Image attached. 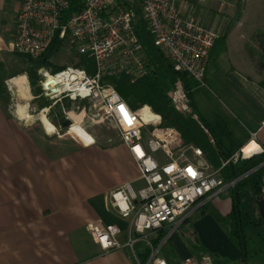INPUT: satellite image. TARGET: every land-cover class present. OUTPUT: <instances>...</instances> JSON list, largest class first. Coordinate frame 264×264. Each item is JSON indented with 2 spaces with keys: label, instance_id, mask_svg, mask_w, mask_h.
<instances>
[{
  "label": "crops",
  "instance_id": "crops-1",
  "mask_svg": "<svg viewBox=\"0 0 264 264\" xmlns=\"http://www.w3.org/2000/svg\"><path fill=\"white\" fill-rule=\"evenodd\" d=\"M19 6L20 0H0V51L11 50L7 38H14ZM228 36L221 44L215 40L205 81L196 88L204 87L203 92L195 97L193 88L190 99L223 154L243 148L245 154L256 155L264 149V130H258L264 118V81L242 41ZM175 81L167 78L165 84L171 87ZM80 124L89 133L94 123L81 119ZM81 130L74 131L81 142L72 148L54 146L47 137L52 133L37 135L0 98V264H146L155 249L167 264H198L184 260L204 253H211L215 264H264V245L248 218L244 232L249 226L255 233L258 249L247 250L243 261L228 237L230 195L191 213L187 220L195 215L185 231L190 236L165 225L133 233L131 246L102 250L87 225H117V240L124 244L129 220L111 208L106 195L125 181L134 190L144 181L121 140L104 146ZM206 159L211 157L206 154ZM246 210L256 222V201ZM220 221L227 223L226 234ZM160 234L164 236L157 239Z\"/></svg>",
  "mask_w": 264,
  "mask_h": 264
},
{
  "label": "built area",
  "instance_id": "built-area-1",
  "mask_svg": "<svg viewBox=\"0 0 264 264\" xmlns=\"http://www.w3.org/2000/svg\"><path fill=\"white\" fill-rule=\"evenodd\" d=\"M75 1L80 6L70 11L72 0H20L11 51L42 61L49 60L46 53L52 48L66 44L76 54L92 59V72L81 65H66L59 71L41 68L39 96L53 103L62 99L87 102L88 119L93 123H112L137 165L139 177L144 181L142 187L134 190L130 182L125 181L106 195L111 208L129 220L127 241L121 244L117 240V225L104 226L100 222L87 225L93 240L107 251L131 246L133 233L158 230L165 225L177 229L209 199L233 186L235 181H224L221 169L236 163L240 157L251 155L241 148L221 159L220 166L213 170L200 147L185 143L174 127H163L162 116L150 106L130 107L106 81L108 76L119 73H126L136 80L154 69L141 40L139 16L143 30L168 60L172 71L185 73L198 83H204L211 48L219 34L191 12H184V1ZM166 96L175 111L197 120L209 141L214 143L210 130L194 112L189 92L181 80L176 79ZM46 109L42 108L39 113ZM67 118L73 123L70 115ZM258 130H264V118ZM159 151L162 156L156 157ZM260 166H263L259 187L262 197L264 161ZM157 252L152 250L146 264H167ZM184 261L215 264L214 256L207 253Z\"/></svg>",
  "mask_w": 264,
  "mask_h": 264
},
{
  "label": "rangeland",
  "instance_id": "rangeland-1",
  "mask_svg": "<svg viewBox=\"0 0 264 264\" xmlns=\"http://www.w3.org/2000/svg\"><path fill=\"white\" fill-rule=\"evenodd\" d=\"M181 2L182 7H186L185 12H191L193 16L197 17L204 25L207 27L209 26L210 28L213 27V29L218 32L219 37L216 39V42L219 41V44L223 43L224 38L228 35L230 40L239 38L243 43L245 48L244 50L254 62L255 68L260 73L261 78L264 81V0H181ZM138 21L140 22L141 40L144 48L147 51L149 59L152 61V66L158 75L161 85L163 86L165 92H167L170 87H168L165 82L167 78L173 79L174 73L168 63V60L153 45L151 37L146 34L145 30H143L144 24L139 16ZM7 39L8 46L10 47V43L14 38L11 39L8 37ZM46 56L51 64L40 66L39 63L29 59L24 54L8 49L1 50L0 98L12 114L15 112L17 118L19 116L17 114V107L20 105L25 106L26 113L30 114L31 117L20 119L21 122L30 126L37 135L42 137H44V132H46V130L37 117L42 108H47L44 114L56 128V132L47 137L52 140L54 146L72 148L74 145L81 142L80 138H78L74 132L76 129L80 128L81 124L79 122L81 119L91 122L87 117L89 113V104L87 102H72L68 99H62L59 102L53 103L47 98L39 96L41 92L39 85V70L41 68H49L52 70L55 66L63 67L66 65H78L81 58L66 44H63L58 49L52 48V50L46 53ZM13 77L18 78L19 80H16L14 83L8 82V84H10L8 85L6 81ZM197 87L198 86L194 89L195 97H199L201 92H203V89L200 88H204L200 87L196 89ZM205 92L206 91H204V93ZM35 96L38 97L36 98ZM136 105L139 107L142 104L137 102ZM67 115H70L73 120L78 122L72 124L70 123V127L63 129L59 125L63 120L68 119ZM161 125L163 127H173L168 125L164 119ZM88 131L95 136L96 142L100 145L106 146L120 140L117 129L109 121L94 123L88 128ZM155 155L156 157H161L162 153L159 151ZM209 163L212 165L213 170L218 167L211 159ZM228 195L229 190H225L221 193V196L218 194L217 196L209 199L206 202L207 208L212 205L213 200L216 198L220 199ZM251 203L252 201L250 204ZM194 215H192L190 219L194 218ZM189 217L190 216L186 219ZM258 217L259 213L257 211L256 219H258ZM190 219L187 220L183 226L181 224L182 222L180 223L181 225L179 224V233L182 232L181 234L190 236L189 232H185L188 228H190ZM243 220L245 221V217ZM226 225V222L220 221L219 226L225 234L227 231ZM244 233L247 241V250H254L255 248L258 249L259 245L254 242L256 240V235L249 228V226H245ZM161 251H164V249Z\"/></svg>",
  "mask_w": 264,
  "mask_h": 264
},
{
  "label": "trees",
  "instance_id": "trees-1",
  "mask_svg": "<svg viewBox=\"0 0 264 264\" xmlns=\"http://www.w3.org/2000/svg\"><path fill=\"white\" fill-rule=\"evenodd\" d=\"M78 6L80 5L75 0H72L69 10L73 11L77 9ZM79 56L81 59L78 65L84 66L89 72H92V59L84 54ZM35 62L39 63L40 66L51 64L49 60H35ZM63 67L55 66L52 71H59ZM173 73L175 79L182 81L184 87L189 92V96L191 90L200 84L185 73ZM106 81L114 86L123 99L128 102L130 107L137 108V102L142 105H149L154 112L162 116V121L164 119L168 125L173 126L179 133H181V136L186 143H193L200 147L211 157L212 162H215L217 166H220L221 159L226 158V155L218 148L216 139L214 138V143H211L197 120L193 119L191 116L175 111L170 106L166 92L164 91L154 69L150 70L149 73L142 78L136 80H132L131 76L126 73H119L108 76ZM199 120L208 128V125L203 120L200 118ZM263 161L264 150L260 154L251 155L249 157H240L236 163H229L221 169V175L224 181H235L233 186L228 189L231 199V210L229 213L231 227L229 231V239L241 251V260L243 261L248 255L246 248L247 241L244 233V217L248 218L249 223L254 226L264 245V228L261 223V218L258 217L256 222L250 220V214L246 210L247 204L251 201L254 203L260 197V176L263 170V166H260V164ZM186 222L187 219L181 223L182 226ZM163 236L164 234H160L157 239H160ZM149 253V249L144 252V258L142 259L143 263L148 258Z\"/></svg>",
  "mask_w": 264,
  "mask_h": 264
},
{
  "label": "bare ground",
  "instance_id": "bare-ground-1",
  "mask_svg": "<svg viewBox=\"0 0 264 264\" xmlns=\"http://www.w3.org/2000/svg\"><path fill=\"white\" fill-rule=\"evenodd\" d=\"M16 80H19L18 78H15V77H13V78H11L8 82H10V83H14ZM12 81V82H11ZM17 114L20 116V118H22V119H25V118H30L31 117V115L30 114H28V113H26V111H25V106H18L17 107ZM80 114H82V113H80ZM143 114H144V117H146V112H145V110H143ZM38 118H39V120L41 121V123L43 124V126H44V128H45V130H46V132H48V133H55L56 132V128L54 127V125L48 120V118L45 116V114L42 112V113H39V115H38ZM72 119V118H71ZM73 120V119H72ZM75 122H78V121H75V120H73V123H75ZM80 123V122H79ZM72 124V123H71ZM70 124V125H71ZM70 125L68 126V127H70ZM80 128L82 129L81 131L82 132H84V133H86V134H88V132L82 127V126H80ZM95 141V140H94Z\"/></svg>",
  "mask_w": 264,
  "mask_h": 264
},
{
  "label": "water",
  "instance_id": "water-1",
  "mask_svg": "<svg viewBox=\"0 0 264 264\" xmlns=\"http://www.w3.org/2000/svg\"><path fill=\"white\" fill-rule=\"evenodd\" d=\"M37 119L39 120V118L37 117ZM70 120L69 119H65L60 123V127L63 129H67L68 126L70 125ZM257 208H258V213H259V217L261 218V223L262 226L264 228V196L260 197L257 201Z\"/></svg>",
  "mask_w": 264,
  "mask_h": 264
}]
</instances>
